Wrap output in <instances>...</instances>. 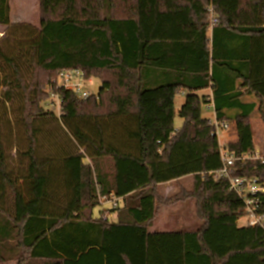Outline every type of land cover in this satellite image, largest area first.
I'll return each mask as SVG.
<instances>
[{
  "label": "trees",
  "instance_id": "16d2710c",
  "mask_svg": "<svg viewBox=\"0 0 264 264\" xmlns=\"http://www.w3.org/2000/svg\"><path fill=\"white\" fill-rule=\"evenodd\" d=\"M39 3L35 28L12 25L10 0H0V25L29 32V53L19 58L32 68L27 82L21 64L0 53L15 74L1 77L0 120L7 123L19 90L23 125L9 138L22 144L10 148L0 123V247L17 240L16 264H264V227H239L243 201L228 179L210 174L223 165L202 112L212 104L215 119L230 124L231 153H254L256 111L264 123V0ZM73 69L98 78L99 93L79 99L56 89L57 74ZM51 90L59 115L42 105ZM232 175L264 181V164L237 161ZM185 176L193 188L165 197L159 186ZM103 196L119 207L94 218ZM188 199L198 230L150 232L163 206ZM258 205L264 215V194Z\"/></svg>",
  "mask_w": 264,
  "mask_h": 264
},
{
  "label": "rangeland",
  "instance_id": "374dc122",
  "mask_svg": "<svg viewBox=\"0 0 264 264\" xmlns=\"http://www.w3.org/2000/svg\"><path fill=\"white\" fill-rule=\"evenodd\" d=\"M11 1V0H10ZM13 6L15 10H18V6L27 4L28 6L34 7L35 2L34 0H12ZM18 12V11H16ZM29 13V21L32 26H34L35 23V15L36 19H39V11L38 8H36V11L33 13V11L28 12ZM40 21H38L39 24ZM37 23V21H36ZM35 28H38L37 25L34 26ZM1 33H3V38L0 39V53H4V55L16 59V61L21 64L22 72L24 75V78L27 82H29L31 74H32V68L29 67L26 64L21 63L20 56L24 55L23 53L28 54L29 48L27 46L28 42L24 41V44L22 43V37H28L29 32L15 29V30H8L7 28H0ZM21 38L20 40H17L15 42V39ZM28 40V39H27ZM21 43H20V42ZM18 57V59H17ZM4 74H8L10 80L15 79V74L13 73V70L9 66V64L5 61L4 58L0 57V84H1V77ZM56 79V78H55ZM53 80V82L55 81ZM101 88V82L98 78L93 77L90 80H85L83 82V91H86L90 93L91 95H97L99 93V90ZM47 89V88H46ZM49 89V88H48ZM4 86L0 87V93L4 91ZM51 92V91H49ZM15 99H14V105L12 108V115H10V118L7 119V123L5 122V117L1 116V132L3 135V138L6 140L7 145L12 148L16 147L17 145L22 144V137L18 140H13L10 142V137L17 134L19 135V132L21 131L23 133V125L21 120V108H22V94L19 90H14ZM186 94H179L176 97L175 101V108H176V116L174 121L175 128H180L183 124V119L179 116V111L181 109V106L185 102ZM46 101L42 103V105L45 106ZM203 116L206 118H209L211 121L215 120V114L214 111L208 110L206 106H203L202 108ZM9 117V116H8ZM252 124H253V132H254V142H255V149L264 151V123L261 121L260 115L258 113H254L252 117ZM9 120V121H8ZM10 123V124H9ZM12 126V127H10ZM54 127V124H52ZM231 132V131H230ZM21 133V134H22ZM231 137V136H230ZM229 137V138H230ZM12 158V164L11 166L14 168L17 167L19 160L18 157L15 154V151L11 154ZM194 183V178L188 177L187 179L183 180L180 184H174V193H177L182 186L187 189H192ZM111 205L109 203H102L98 205L94 211L93 216L94 218H99L103 211H110ZM248 222V219L246 217L241 218L238 221V226L243 227L246 226ZM202 225V222L197 218L195 213V201L193 199L187 200L184 203H181L176 206H170L165 207L160 212L158 218L155 220L154 224L150 228V232L153 233H160V232H176V231H195L198 230ZM8 264V263H5Z\"/></svg>",
  "mask_w": 264,
  "mask_h": 264
},
{
  "label": "built area",
  "instance_id": "2783aa9c",
  "mask_svg": "<svg viewBox=\"0 0 264 264\" xmlns=\"http://www.w3.org/2000/svg\"><path fill=\"white\" fill-rule=\"evenodd\" d=\"M210 13V30L216 24L217 18L214 13L213 6L208 8ZM85 81L84 74L81 70H62L60 71L54 81L56 89L64 88L76 94L79 99H87L91 96L90 93L83 91V82ZM47 110L55 112L57 115L61 111V99L57 93L51 90L49 98L45 104ZM209 109V108H208ZM214 127L213 135L219 141L220 155L222 160V168L219 171L211 172L214 178H226L229 181V189L237 194L243 201L245 206V217L248 219V226L264 227V215L259 213L258 198L264 194V181L258 177H237L233 176L235 163L237 161H260L264 164V151L255 149L254 153L246 154L241 157L235 156L227 148V141L229 140L230 124L227 122H218L216 119L212 122ZM119 199L111 197H100V204L109 203L111 209L119 207Z\"/></svg>",
  "mask_w": 264,
  "mask_h": 264
},
{
  "label": "crops",
  "instance_id": "0c3cea01",
  "mask_svg": "<svg viewBox=\"0 0 264 264\" xmlns=\"http://www.w3.org/2000/svg\"><path fill=\"white\" fill-rule=\"evenodd\" d=\"M34 2H35V5H34V7H31V6H28L27 4H23V5H20V6H18V10L16 9L15 10V8H14V6H13V3H12V0L10 1V8H11V24L12 25H20V24H29V25H33V24H31L30 23V19H29V13L28 12H32L33 11V13L36 11V8H38V11H39V5H40V3H39V0H34ZM16 11H18V12H16ZM34 15H35V23H34V26L35 25H37L38 27H39V24H38V21H40V18L39 19H36V14L34 13ZM36 21H37V23H36ZM1 27H3V28H7V27H5V26H2V25H0V28ZM3 33H4V31L1 33V31H0V39H2L3 38ZM183 93H185L186 94V92H182L181 94H183ZM199 94L200 95H210L211 94V90H204V91H201V92H199ZM252 101H253V99H251ZM175 101H176V99H175ZM207 108H209L208 110H211V111H213V105L212 104H209V105H207L206 106ZM175 112H176V108H175ZM255 113H258L257 111L255 112ZM259 114V113H258ZM254 115V114H253ZM253 120V119H252ZM262 121V120H261ZM182 126V125H181ZM181 128V127H180ZM180 128H177V130L178 129H180ZM229 136H231L230 138H229V140H232V139H234L235 138V136L230 132L229 133ZM84 162L85 163H89V159L88 158H86L85 160H84ZM188 177H191V176H185V177H183V178H180V179H178V180H174V181H171V182H168V183H165V184H162V185H160L159 187L161 188V191L164 193V195H165V197L166 196H174V195H177L178 193H180L182 190H188V191H190L191 189H187V188H185V187H183L182 186V188L177 192V193H174L173 191H174V189H175V187H174V184H180L181 182H183V180H185V179H187ZM193 177V176H192ZM193 185H194V183H193ZM193 188V187H192ZM188 200H190V199H188ZM187 200H185V201H180V202H176V203H174V204H171V205H168V206H163L161 209H160V211H159V214H160V212L162 211V209L163 208H165V207H170V206H176V205H179V204H181V203H184V202H186ZM195 213H196V204H195ZM159 214H158V216H159ZM158 216H157V218H158ZM196 216H197V214H196ZM107 218H109L111 221H113V222H116L117 221V213H109V214H107ZM156 218V219H157ZM198 218V217H197ZM155 219V220H156ZM199 219V218H198ZM155 220H154V222H155ZM200 220V219H199ZM201 221V220H200ZM154 222H153V224H154ZM202 222V221H201ZM152 224V225H153ZM152 227V226H151ZM150 227V228H151ZM150 228H149V230H150ZM16 242H17V240H7L6 242H3L2 244H6V245H4V246H2V247H0V248H2V251H0V256H3V255H5L7 258H8V261L6 262V263H8V264H16V262H15V259H16V256H18V254L20 253L19 252V250L15 247V244H16Z\"/></svg>",
  "mask_w": 264,
  "mask_h": 264
}]
</instances>
